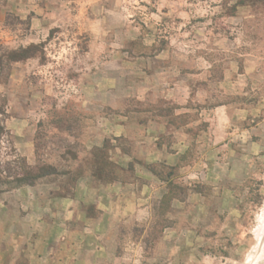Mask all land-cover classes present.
I'll return each mask as SVG.
<instances>
[{"label":"rangeland","instance_id":"374dc122","mask_svg":"<svg viewBox=\"0 0 264 264\" xmlns=\"http://www.w3.org/2000/svg\"><path fill=\"white\" fill-rule=\"evenodd\" d=\"M0 264H264V0H0Z\"/></svg>","mask_w":264,"mask_h":264}]
</instances>
